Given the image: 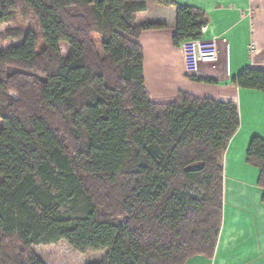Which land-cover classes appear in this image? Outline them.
<instances>
[{"label": "trees", "instance_id": "obj_1", "mask_svg": "<svg viewBox=\"0 0 264 264\" xmlns=\"http://www.w3.org/2000/svg\"><path fill=\"white\" fill-rule=\"evenodd\" d=\"M152 1L176 8L175 46L209 24L201 10ZM146 10L135 0H0V26L15 13L35 23L0 49V264H45L32 247L61 241L81 254L109 251L90 264L213 258L239 109L188 93L151 100L136 40L165 25L137 24ZM234 83L264 92V70ZM245 161L260 172L264 205V139L251 140ZM12 239L18 261L5 259Z\"/></svg>", "mask_w": 264, "mask_h": 264}, {"label": "crops", "instance_id": "obj_2", "mask_svg": "<svg viewBox=\"0 0 264 264\" xmlns=\"http://www.w3.org/2000/svg\"><path fill=\"white\" fill-rule=\"evenodd\" d=\"M147 5L137 14V24L159 23L163 29L148 30L136 40L144 52V76L151 100L160 104L173 103L180 93L199 99H213L238 106L240 127L224 153L225 175L246 172L253 184L259 170L250 167L246 152L255 137L264 139V92L242 89L234 79L248 68L264 70V0H176L178 5L205 12L209 24L203 37L226 38L227 46L219 44V58L201 65L198 79L187 76L181 45L175 46L177 10L162 7L152 0H135Z\"/></svg>", "mask_w": 264, "mask_h": 264}, {"label": "rangeland", "instance_id": "obj_3", "mask_svg": "<svg viewBox=\"0 0 264 264\" xmlns=\"http://www.w3.org/2000/svg\"><path fill=\"white\" fill-rule=\"evenodd\" d=\"M33 21L15 13L9 23L0 26V49L19 44L8 36L9 32L22 30L26 34L35 26ZM60 49L63 56L68 55V45L61 43ZM11 96L17 98L14 93ZM248 175L244 171L229 175L224 173L223 220L215 254L212 259L195 257L187 264H264L262 190L257 180L250 183ZM6 244L5 259L18 261L23 258V249L16 239L8 240ZM32 250L45 264H90L105 261L109 254L108 250L81 254L65 241L33 246Z\"/></svg>", "mask_w": 264, "mask_h": 264}, {"label": "built area", "instance_id": "obj_4", "mask_svg": "<svg viewBox=\"0 0 264 264\" xmlns=\"http://www.w3.org/2000/svg\"><path fill=\"white\" fill-rule=\"evenodd\" d=\"M204 29L202 30L203 34ZM227 46L226 38H204L203 35L196 39H188L181 43L184 59V70L188 76L199 73L204 63H214L219 58V44Z\"/></svg>", "mask_w": 264, "mask_h": 264}]
</instances>
